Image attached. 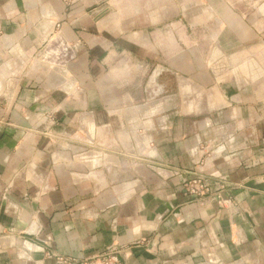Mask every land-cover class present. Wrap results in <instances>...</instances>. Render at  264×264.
Wrapping results in <instances>:
<instances>
[{
    "label": "crops",
    "instance_id": "0c3cea01",
    "mask_svg": "<svg viewBox=\"0 0 264 264\" xmlns=\"http://www.w3.org/2000/svg\"><path fill=\"white\" fill-rule=\"evenodd\" d=\"M64 1L0 0V264L110 245L126 264H264V0H169L183 44L230 64L164 91L158 31L115 41L123 57L97 36L154 15L119 26ZM182 170L226 179V206L191 198Z\"/></svg>",
    "mask_w": 264,
    "mask_h": 264
},
{
    "label": "rangeland",
    "instance_id": "374dc122",
    "mask_svg": "<svg viewBox=\"0 0 264 264\" xmlns=\"http://www.w3.org/2000/svg\"><path fill=\"white\" fill-rule=\"evenodd\" d=\"M72 0H65L66 5L65 12L68 14L72 6ZM172 1V2H171ZM170 3L178 2L179 0H171ZM82 2V0H81ZM169 0H91L89 5L88 14L90 16L96 17V20H102L104 16H108L111 12L115 13V22L120 26V23L123 20L122 13L119 11H134L137 12V15H143L145 19L151 20L153 15L155 16L154 23L148 24L146 29L140 31L139 29H129L127 31L121 29H112L108 30V33H105L101 30L100 34L97 33V36L101 39H106L107 41L111 40L112 46L109 47L107 51L116 50L117 57H123L124 48L121 45L117 44L115 41H119L121 37H131L132 34L144 33L148 34L151 39L152 32H159L161 39V47L159 50L160 63L159 66L162 67L160 72V81L159 86L162 87L161 90L164 91L166 86H173L177 88L179 86L177 80L174 77H179L183 79L188 77V71H191L190 74H194L200 69L207 71L209 75L218 73L227 69V66L230 63H225L223 60H218L216 58L217 48L211 45H184L183 38L178 34V31L173 29L172 25L176 22H184V17L182 14L178 13L177 8L174 4L169 5ZM111 13V14H112ZM179 14V15H178ZM64 22V21H63ZM56 28H59L61 21H57ZM159 29V30H157ZM76 35L82 32H86V29L79 28L75 30ZM204 34L210 36L211 31H203ZM192 36L198 37V33L193 31L191 32ZM190 34V33H188ZM105 36V37H104ZM150 48V47H149ZM73 45H69L65 41L62 42L59 46V56L65 57L66 62H69V57H75ZM73 52L72 54H69ZM203 57V61H198L196 58ZM169 57L173 63L170 62L171 67L169 66ZM191 57V60L187 61V58ZM151 62H149L150 64ZM152 70L149 65L147 70H144V75L146 77L151 76ZM169 77L170 80H167ZM151 85H149L150 87ZM146 90V89H145ZM166 90V89H165ZM177 90V89H176ZM213 91L214 88L212 89Z\"/></svg>",
    "mask_w": 264,
    "mask_h": 264
},
{
    "label": "built area",
    "instance_id": "2783aa9c",
    "mask_svg": "<svg viewBox=\"0 0 264 264\" xmlns=\"http://www.w3.org/2000/svg\"><path fill=\"white\" fill-rule=\"evenodd\" d=\"M182 172L185 174L182 187L191 198H210L221 207L226 206L229 201L225 197L229 186L226 179L212 177L195 170H182ZM147 242L146 240L137 241L133 246L143 245ZM123 252L124 249L110 245L101 252L82 259L62 256L52 252L47 253L46 256L51 261V264H126L123 259Z\"/></svg>",
    "mask_w": 264,
    "mask_h": 264
}]
</instances>
